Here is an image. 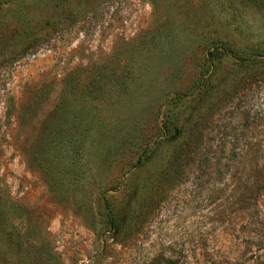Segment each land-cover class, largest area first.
I'll list each match as a JSON object with an SVG mask.
<instances>
[{
    "label": "rangeland",
    "instance_id": "1",
    "mask_svg": "<svg viewBox=\"0 0 264 264\" xmlns=\"http://www.w3.org/2000/svg\"><path fill=\"white\" fill-rule=\"evenodd\" d=\"M0 264H264V0H0Z\"/></svg>",
    "mask_w": 264,
    "mask_h": 264
},
{
    "label": "trees",
    "instance_id": "2",
    "mask_svg": "<svg viewBox=\"0 0 264 264\" xmlns=\"http://www.w3.org/2000/svg\"><path fill=\"white\" fill-rule=\"evenodd\" d=\"M212 58L211 53H208V59ZM171 115L167 113L163 120L161 127L165 135L171 137L173 130ZM196 129H192L185 139H183L175 149L171 152L165 169L160 174L158 180L155 183L153 195L147 200L145 206L141 210L139 217H149L155 208L165 199L167 192L172 188L175 181L181 178L183 174L184 166L190 162L194 149L198 146L201 138V133L196 136L194 132ZM174 135V133H173ZM174 138V136L172 137Z\"/></svg>",
    "mask_w": 264,
    "mask_h": 264
}]
</instances>
